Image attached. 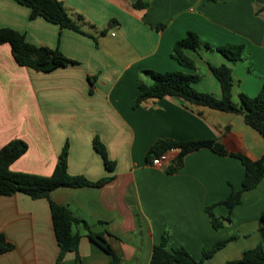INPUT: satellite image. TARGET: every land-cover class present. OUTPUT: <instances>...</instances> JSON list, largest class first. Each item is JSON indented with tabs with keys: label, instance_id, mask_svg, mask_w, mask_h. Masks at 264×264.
I'll list each match as a JSON object with an SVG mask.
<instances>
[{
	"label": "crops",
	"instance_id": "1",
	"mask_svg": "<svg viewBox=\"0 0 264 264\" xmlns=\"http://www.w3.org/2000/svg\"><path fill=\"white\" fill-rule=\"evenodd\" d=\"M60 1L82 32L29 18L28 7L0 0V27L75 61L35 70L17 64L9 44L0 43V147L14 138L27 143L9 168L49 175L67 142L68 173L92 181L110 176L98 186L55 188L48 198L67 205L90 230L106 232L117 264H148L163 236L167 249L183 246L196 259L215 241L234 236L208 264L264 244V176L242 192L228 220L226 206L215 204L241 185L244 167L231 153L260 158L263 136L240 113L190 105L172 95L133 106L137 83H151L146 69L195 73L196 90L220 97L208 63L230 67L233 101L240 92L255 96L264 81V0H141L147 3L142 7L135 0ZM187 30L200 41L196 50L184 51L194 68L170 55ZM225 43L243 45L239 60L214 48ZM95 136L113 162L111 170L93 148ZM202 139L217 141L226 154L201 147L183 155L173 171L149 164L147 154L157 140ZM48 198L0 195V233L12 245L0 252V264H110L111 256L80 224L73 227L81 235L77 254L66 251L57 260ZM211 204L223 221L217 228L206 210Z\"/></svg>",
	"mask_w": 264,
	"mask_h": 264
},
{
	"label": "trees",
	"instance_id": "2",
	"mask_svg": "<svg viewBox=\"0 0 264 264\" xmlns=\"http://www.w3.org/2000/svg\"><path fill=\"white\" fill-rule=\"evenodd\" d=\"M15 1L29 8V18L40 16L46 21L58 25L59 28H68L82 32L76 22L68 15L60 0ZM133 5L135 7H142L147 5V3L135 0ZM262 8L264 9V5ZM0 43L9 44L11 54L17 64L35 70L49 71L58 66H65L75 62L64 56L58 48L32 44L25 39L23 33L9 27H0ZM199 43L198 34L194 30H187L182 38L174 42L170 55L180 65L194 68L192 59L185 55L184 51L186 49L196 50ZM204 47L210 48L211 46L208 43H204ZM214 48L228 60L235 62L242 56L243 45L225 43L216 45ZM208 66L219 82L220 97L196 90L193 87V82L197 79V74L195 73L180 70L158 72L146 69L144 73L149 75L151 83L146 84L142 81L137 83L138 94L133 101V106L160 98L164 95H172L190 105L207 106L225 112L240 113L245 123L257 130L264 138V81L255 96H249L240 92L237 95V101H233L231 98L232 77L230 67L224 63L218 65L208 63ZM92 145L103 159L105 167L111 170L113 162L108 159L105 146L96 136L92 139ZM67 146V142H65L52 172L49 175H41L13 171L9 168V165L26 151L27 143L24 140L14 138L2 145L0 147V195L22 192L32 198H48L49 192L58 187L98 186L110 179V176H106L92 181L83 175L68 173ZM170 147L178 148L179 152L175 163L168 171H173L181 165L183 155L201 147H207L218 154H226V150L217 141L212 139L185 141L157 140L148 151L147 157L149 161L154 154ZM231 155L240 160L244 167V174L240 188L232 189L227 197L215 203L226 206V220L229 219L232 207L240 202L242 192L254 188L261 177L264 176V154L256 160H251L242 154L231 153ZM48 204L53 232L59 247L57 260H60L66 251H74L77 254V246L81 235L73 227L80 224L86 231V237L111 256L110 264H117V254L111 248L106 237V232L90 230L86 222L73 215L70 208L65 204L54 202L49 198ZM215 204L207 206L206 210L210 216L212 226L217 228L222 226L223 221L211 212V208ZM261 220L264 225V216L261 217ZM232 239H234V236L215 241L210 248L202 250L201 257L196 259L183 246L167 249L165 246L166 238L163 236L161 242L152 247L148 264H208L205 260ZM11 247L12 245L0 233V252L6 251ZM222 264H264V244L257 243L252 248L245 250L241 257L225 260Z\"/></svg>",
	"mask_w": 264,
	"mask_h": 264
},
{
	"label": "built area",
	"instance_id": "3",
	"mask_svg": "<svg viewBox=\"0 0 264 264\" xmlns=\"http://www.w3.org/2000/svg\"><path fill=\"white\" fill-rule=\"evenodd\" d=\"M178 152V148L170 147L152 156L149 164L158 169H168L175 163Z\"/></svg>",
	"mask_w": 264,
	"mask_h": 264
}]
</instances>
